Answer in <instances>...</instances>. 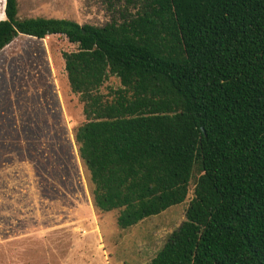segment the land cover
I'll return each instance as SVG.
<instances>
[{
  "label": "trees",
  "instance_id": "obj_1",
  "mask_svg": "<svg viewBox=\"0 0 264 264\" xmlns=\"http://www.w3.org/2000/svg\"><path fill=\"white\" fill-rule=\"evenodd\" d=\"M110 20L16 19L63 36L84 122L73 132L95 215L127 230L193 197L149 264H264V0H103ZM115 78L119 86L103 94Z\"/></svg>",
  "mask_w": 264,
  "mask_h": 264
},
{
  "label": "rangeland",
  "instance_id": "obj_2",
  "mask_svg": "<svg viewBox=\"0 0 264 264\" xmlns=\"http://www.w3.org/2000/svg\"><path fill=\"white\" fill-rule=\"evenodd\" d=\"M16 1L17 20L101 26L111 16L103 0ZM4 7L0 0V20ZM75 48L59 35H18L0 50V264L65 263L64 231L49 234L42 227L66 217L68 264H149L185 220L193 197L194 179L183 203L127 230L116 226V212L95 215L73 140L84 122L82 106L69 90L61 57ZM118 86L109 78L100 92Z\"/></svg>",
  "mask_w": 264,
  "mask_h": 264
},
{
  "label": "crops",
  "instance_id": "obj_3",
  "mask_svg": "<svg viewBox=\"0 0 264 264\" xmlns=\"http://www.w3.org/2000/svg\"><path fill=\"white\" fill-rule=\"evenodd\" d=\"M42 228H45L44 231L48 230L49 234H52V232L56 231V230H61V232L64 231V234L61 233V235H65V238H66L65 239V244H64L65 247H66V255H65V263H63V261H62V264H68L69 257H68L67 248L69 247V242H70L69 239H68V237L70 235V228H69L68 218L66 217L63 222L62 221H60V222L51 221V223H49L48 225H45ZM75 240H76V245H78L77 244L78 238L75 239ZM76 249H77V252L79 254V246H77ZM80 251H81V259L84 260L83 248H81Z\"/></svg>",
  "mask_w": 264,
  "mask_h": 264
}]
</instances>
